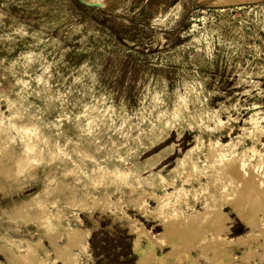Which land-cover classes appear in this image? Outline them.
<instances>
[{
  "label": "rangeland",
  "instance_id": "obj_1",
  "mask_svg": "<svg viewBox=\"0 0 264 264\" xmlns=\"http://www.w3.org/2000/svg\"><path fill=\"white\" fill-rule=\"evenodd\" d=\"M263 129L264 0H0V264H155L169 240L165 259L212 256L207 219L159 235L204 207L227 240L261 238ZM37 194L43 226L16 211Z\"/></svg>",
  "mask_w": 264,
  "mask_h": 264
},
{
  "label": "bare ground",
  "instance_id": "obj_2",
  "mask_svg": "<svg viewBox=\"0 0 264 264\" xmlns=\"http://www.w3.org/2000/svg\"><path fill=\"white\" fill-rule=\"evenodd\" d=\"M228 1H230V0H228ZM222 2H223V0H222ZM179 116H180V111H178V108H176L174 113H173V115H172V118H177ZM94 118L95 117H91L90 120L88 121V123L93 122ZM166 124H167V121H162L160 123V126L157 127L155 133H151L150 134L151 135L150 137L152 139H156L155 143L159 142V141H162L165 138L164 134H163V127ZM255 133H256V131L254 129H252L251 130V136L255 137V135H256ZM258 135H260V134H258ZM35 145H36V143L33 142V144H30L29 146H27L28 147L27 149H29V152L32 155L35 154V150H34ZM90 149H91V146H90ZM166 151H167V149H165L163 147L160 150V152L158 153L157 157L158 158L162 157V155ZM190 152H191V150L186 152L185 154L187 155ZM25 157H26V154H25ZM18 160H22V159L19 158ZM16 162H19V161H16ZM179 163L181 164V162H179ZM189 163H192L191 164V168H192L193 167V162L191 161ZM181 165L184 166L185 163H182ZM191 168H190V170H191ZM235 171H234L235 173H238L239 172V168H236ZM240 172H241V168H240ZM235 205L238 206L239 204L238 205L235 204ZM236 206L233 205L232 208L238 214L240 212L242 214L241 210L242 209L244 210V208L247 207V206H245V207L242 208V206H240L242 208L240 210L239 209L240 207L237 208ZM30 207H34L35 208V212H38L37 216H38V219L40 221V224L42 226L45 225V223H47V221H46L44 213L42 211V209H44V207H43L42 203H40L39 194H37V196L35 198H33L32 201H26L25 200V201H22V202L18 203L16 205V211H21L23 209H27V208H30ZM248 207H249L248 209H250V205ZM250 215H251V213L250 214H248V213L247 214H243L241 216V220L243 221V223H245V225L250 226L251 228H255L254 227V221L255 220ZM203 219H207V221L210 223V229H211V232H212V235L210 236V239L212 241V245H213L212 247H214V249L217 248V250H214V251H217L216 253L214 252V254H211L212 256H210V255L204 256V255H202L203 253L201 252L200 254L202 256H200V254H199L197 256L198 257L197 258V257H192L190 255L188 256L187 255L188 253L182 256V253L177 252L178 254H177L175 260L174 259L168 260V259H165V258H167L168 254L170 252H172V251H175V252L176 251H180L177 247L174 246L173 241L169 240L170 242L168 241V243L170 245V252L168 254H165V255H167L166 257L156 259L155 261H158V263H155V264H181L182 261H190V263L187 262V264H196L194 261H198L199 256L205 258V260L209 261V263H210V261H212V263H213V261H215V262L217 261L218 262V263L216 262L217 264H233L232 261H239L241 264H248L251 261H253V259H254V261H256V259H258L259 263L264 261V256H262L263 253L261 254V252H263V250H264V229L260 228V236H261V238H259V234L255 233L253 230H251V231H248L245 234L239 235L238 237H236L233 240H227L225 238V236H224V232H225L226 228L228 227V225H226L227 216L225 215V213L222 210H219V209L209 210L208 208L204 207V211L203 212L198 213V214H194L191 217H188L187 220H185L183 217H179V216H171V217H168L167 219H161L160 220V225H162V230L163 231H161L159 233V235L161 237H163V238L167 237L168 235L170 237H172V236H174L172 234L176 233L178 230H181V229L185 230L186 228L190 227L193 223L195 224L196 221L203 220ZM45 229L47 230V228H45ZM55 232L57 233L58 231L56 230ZM55 232H49L48 234L46 233V235H47L46 237L49 236L48 238H50V242L53 244V246H54L55 239L51 238V237L54 234H56ZM136 233H137L139 239H145L146 242L154 240L152 238V236L149 234L148 230H146V228H144V226L142 224H140L138 226V230L136 231ZM75 236H76V228L75 227H69L67 230L62 232L61 233L62 244H59V243L56 244L57 246L54 248L55 253L58 254L59 251H61L63 248H66L69 244L74 242ZM208 244L209 243L207 242L206 246ZM135 245H137L136 241H135ZM234 247H239V248L241 247L242 248L241 254L238 255L237 257L232 252ZM147 250H148V248H147ZM28 251H29V247H27V249L25 250V253H23V255H19V257H21L22 261L26 262V261L31 260V259L28 260ZM206 251H207V249H206ZM206 251H204V252H206ZM151 254H149L148 256H150ZM169 255H171V254H169ZM172 255H175V254H172ZM172 255H171V257H173ZM145 256H146V253H145ZM143 257H144V255H143ZM151 260L152 259H151V256H150V260L149 261H151ZM167 261H176V262H173V263L170 262L169 263ZM191 261H193V262H191Z\"/></svg>",
  "mask_w": 264,
  "mask_h": 264
}]
</instances>
